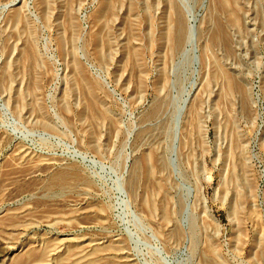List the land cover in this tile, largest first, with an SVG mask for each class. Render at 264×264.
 I'll list each match as a JSON object with an SVG mask.
<instances>
[{
  "label": "rangeland",
  "instance_id": "374dc122",
  "mask_svg": "<svg viewBox=\"0 0 264 264\" xmlns=\"http://www.w3.org/2000/svg\"><path fill=\"white\" fill-rule=\"evenodd\" d=\"M34 262L264 264V0H0V264Z\"/></svg>",
  "mask_w": 264,
  "mask_h": 264
},
{
  "label": "bare ground",
  "instance_id": "6f19581e",
  "mask_svg": "<svg viewBox=\"0 0 264 264\" xmlns=\"http://www.w3.org/2000/svg\"><path fill=\"white\" fill-rule=\"evenodd\" d=\"M192 34V33H191ZM30 68V67H29ZM65 180V177H62L61 179H59V182H62V181H64ZM39 248V247H38ZM40 249V248H39ZM7 250V249H6ZM6 250L4 251V252H6ZM74 250V249H73ZM3 253V252H2ZM10 254V253H9ZM56 254V253H55ZM25 255V254H24ZM47 255V254H46ZM43 256H44V254L43 253H39V254H35V253H33V254H28L27 255V257H30V258H33V259H36V261H41L42 259H43ZM48 256V255H47ZM73 257H75V258H77L76 256H73ZM72 258V257H71ZM47 260H48V258H46ZM73 259V258H72ZM92 259V258H91ZM71 261V260H70ZM81 262H82V260H80ZM84 261V260H83ZM80 263V262H79ZM13 264V263H12ZM34 264H35V262H34ZM37 264V263H36ZM73 264V263H72ZM75 264H77V262L75 263ZM92 264V263H91ZM95 264V263H94Z\"/></svg>",
  "mask_w": 264,
  "mask_h": 264
}]
</instances>
